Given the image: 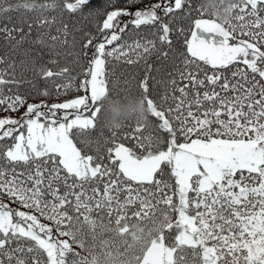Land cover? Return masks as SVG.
<instances>
[{
  "label": "snow or ice",
  "instance_id": "1",
  "mask_svg": "<svg viewBox=\"0 0 264 264\" xmlns=\"http://www.w3.org/2000/svg\"><path fill=\"white\" fill-rule=\"evenodd\" d=\"M138 3L144 7L133 11ZM89 4L0 0L5 111L29 97L52 98L27 71L51 82L57 97L72 88L69 68L54 72L47 65L56 59L38 62L77 43V29L61 17L84 16ZM231 8V22L221 24L204 0H126L107 13L98 35L83 33L76 90L84 95L40 100L20 118H0V264H264V0ZM177 11L198 14L184 51L164 21ZM142 26L153 27V39L122 40ZM157 53L153 68L147 61ZM141 60L139 95L109 87L113 62ZM24 85L35 92L20 93ZM132 95L146 102L155 125L135 120L122 137L121 127L107 125L110 137L101 129L92 139L105 103Z\"/></svg>",
  "mask_w": 264,
  "mask_h": 264
},
{
  "label": "trees",
  "instance_id": "2",
  "mask_svg": "<svg viewBox=\"0 0 264 264\" xmlns=\"http://www.w3.org/2000/svg\"><path fill=\"white\" fill-rule=\"evenodd\" d=\"M14 2V0H13ZM43 2V0H41ZM161 3L162 6L164 4H170L171 0H151V3ZM236 2V0H234ZM126 7V0H111V3L109 0H90V4L88 9L85 12L84 16H69L66 12L64 13L63 18L66 22L69 23L70 26V31H73V25L77 31H74L73 34L77 38V43L75 45L69 44L64 47H57L56 51L60 53V55H53V56H48L45 55L43 57V61H39L38 63H43L45 61H48L49 59H56L57 64L52 65L48 64L47 67L51 68L54 72L59 71L61 68L67 67L70 70V74L75 77L73 81H71L72 88H70L67 92H64L61 90V94L57 97L56 96V88L55 86L51 83L46 82L41 79L40 77L36 76L34 72L32 71H27L25 72V75L27 76L28 79H31L34 81L36 84L37 88L43 89L45 87H48L49 90L52 92V98H46V97H39L36 99H33L29 97L26 100V103L19 107L17 111H5L4 108L6 106L0 105V118H5V117H12V118H20L24 112L26 111L27 104L30 103H38L40 100H46L48 104L54 103V102H63L66 100L73 99L77 96L84 95L82 91L76 90L78 85L80 84L81 77L78 75L81 72V67L80 65L84 63V58L82 55L77 57L76 53L80 51L81 48V42L83 38V33L84 32H91L93 35H98V28L102 26L103 21L106 19L107 13L110 11L116 10V9H122ZM144 7L143 3H138L135 5L132 10H136L137 8ZM91 13V14H89ZM162 15V12L160 13ZM49 17L52 15H58V12H50L47 13ZM13 19L11 23H16L17 19L19 18L18 13H12ZM195 18H198L197 13H192L191 15H185L183 11H177L174 14H170L168 17H164V21L170 24V27L174 29L172 32L171 36L174 41V44H176V47L179 48V50L184 51L185 49L183 48V41L185 37H189L190 31L192 30V24ZM206 18H212V17H206ZM129 17L127 16H122L119 18L121 23L123 24L124 22L129 21ZM235 23V21H233ZM179 29H184L183 34L181 35L177 30ZM153 27L152 26H142L140 30H135V31H126L123 36L122 40H126L129 43H131L134 39H137L139 37H147L149 39H153ZM110 32L111 30H106ZM52 34L55 33V26L52 28ZM35 35V33H33ZM71 40V37H69ZM179 41V43H177ZM3 42L0 41V44ZM157 46L159 47V41L157 40ZM27 47V45H25ZM166 50V46L165 49ZM5 51L2 47H0V54H2ZM171 54V53H170ZM158 53L152 55L148 61V65H152L153 68L159 67L160 66V61L158 59ZM24 57L21 55L17 57V60L23 59ZM116 63V67L114 69V74L110 76V84L109 87L112 88L115 86L117 89H130L131 92L134 95H139L140 90H139V80L144 77L146 74V66L144 65V61L141 60L138 64L135 65H128L123 62ZM242 66V65H241ZM210 68V66H209ZM20 69L17 68V72H19ZM106 71L108 72H113V69L111 65H106ZM152 75H156L155 72L152 73ZM158 78H160L158 76ZM56 82V84H62L65 83L66 80L64 78H53ZM125 81H127V84H125ZM6 91V90H5ZM29 91H32L33 93L35 92L34 89H30L28 85H24L19 89V92L22 94H27ZM156 94L152 96L154 100H159L160 96L163 95V87L157 86L156 87ZM149 95L151 96L152 93L150 92ZM179 95V93H177ZM87 115V113H85ZM149 121L155 125L156 123V118L152 117L151 114H149ZM135 119L127 121L120 129H116L115 131L117 132V137H122L125 132L130 131V124H133ZM102 133L103 136L105 137H110L111 132L109 131V128L106 123V112L103 113V116L101 118L100 124L98 125L97 130H94L91 134L92 139H99L100 133ZM145 134L150 131V129H145ZM74 142H77L74 139ZM82 142V141H81ZM127 143V141H125ZM134 142V141H133ZM78 146H80V143H78ZM4 202L7 203V200ZM13 207H16L15 204L12 205ZM44 223H50L46 219L42 220ZM61 239H68V237H61ZM78 251L80 249H77Z\"/></svg>",
  "mask_w": 264,
  "mask_h": 264
},
{
  "label": "clouds",
  "instance_id": "3",
  "mask_svg": "<svg viewBox=\"0 0 264 264\" xmlns=\"http://www.w3.org/2000/svg\"><path fill=\"white\" fill-rule=\"evenodd\" d=\"M234 0H204L207 11L221 24L231 22ZM106 123L113 128L122 127L129 120L148 121L149 109L146 102L139 96L127 98L114 97L105 103Z\"/></svg>",
  "mask_w": 264,
  "mask_h": 264
},
{
  "label": "rangeland",
  "instance_id": "4",
  "mask_svg": "<svg viewBox=\"0 0 264 264\" xmlns=\"http://www.w3.org/2000/svg\"><path fill=\"white\" fill-rule=\"evenodd\" d=\"M189 38H190V35H189Z\"/></svg>",
  "mask_w": 264,
  "mask_h": 264
}]
</instances>
